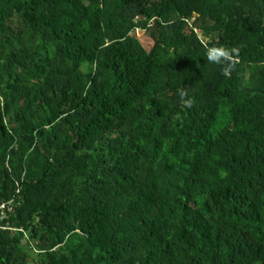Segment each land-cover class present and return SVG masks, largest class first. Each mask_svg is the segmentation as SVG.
I'll return each instance as SVG.
<instances>
[{"label": "trees", "instance_id": "1", "mask_svg": "<svg viewBox=\"0 0 264 264\" xmlns=\"http://www.w3.org/2000/svg\"><path fill=\"white\" fill-rule=\"evenodd\" d=\"M10 197L0 264H264V0H0Z\"/></svg>", "mask_w": 264, "mask_h": 264}, {"label": "clouds", "instance_id": "2", "mask_svg": "<svg viewBox=\"0 0 264 264\" xmlns=\"http://www.w3.org/2000/svg\"><path fill=\"white\" fill-rule=\"evenodd\" d=\"M238 54V48L228 49L224 46L214 45L207 47L206 58L211 63L222 65V73L227 76L230 74V70L234 68L235 63L238 62Z\"/></svg>", "mask_w": 264, "mask_h": 264}, {"label": "built area", "instance_id": "3", "mask_svg": "<svg viewBox=\"0 0 264 264\" xmlns=\"http://www.w3.org/2000/svg\"><path fill=\"white\" fill-rule=\"evenodd\" d=\"M17 205H19V201L15 197H10L0 203V229L18 230L23 232L26 237V232L22 227H15L9 221V217L15 215Z\"/></svg>", "mask_w": 264, "mask_h": 264}, {"label": "rangeland", "instance_id": "4", "mask_svg": "<svg viewBox=\"0 0 264 264\" xmlns=\"http://www.w3.org/2000/svg\"><path fill=\"white\" fill-rule=\"evenodd\" d=\"M136 37L141 40L143 43L147 44L149 42L148 40V36L146 35L145 31L144 30H140L138 29L136 31Z\"/></svg>", "mask_w": 264, "mask_h": 264}]
</instances>
